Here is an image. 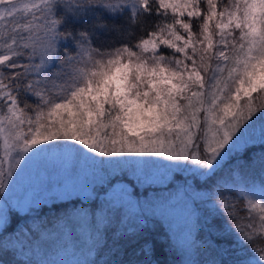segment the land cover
<instances>
[{
    "label": "snow or ice",
    "instance_id": "snow-or-ice-1",
    "mask_svg": "<svg viewBox=\"0 0 264 264\" xmlns=\"http://www.w3.org/2000/svg\"><path fill=\"white\" fill-rule=\"evenodd\" d=\"M56 160L71 198L15 232L9 193ZM120 183L160 205L208 193L186 209L187 248L203 264H264V0H0V254L27 264L15 257L54 211L68 235L73 214L86 220L89 264H158L165 248L182 261L161 217L102 206Z\"/></svg>",
    "mask_w": 264,
    "mask_h": 264
},
{
    "label": "rangeland",
    "instance_id": "rangeland-1",
    "mask_svg": "<svg viewBox=\"0 0 264 264\" xmlns=\"http://www.w3.org/2000/svg\"><path fill=\"white\" fill-rule=\"evenodd\" d=\"M63 168L64 162L61 160L33 164L22 173L14 190L9 193L8 203L19 212H28L29 208L35 209L53 203L54 197H59L60 200L71 198L68 194L69 189L62 186L64 182ZM45 169H47V173ZM167 182V179L161 177H154L149 181L154 186H164ZM143 187L144 185H141V191H143ZM130 190L131 188L127 184H116L109 188L105 194H101L99 198L104 195L114 207L122 208L127 215L135 216L145 211V213L163 217L167 220L174 237L187 246L189 220L186 209L190 206L194 196L201 198L204 192L201 191L200 195H197L190 189V195L185 197L182 189L181 195L177 199L168 205H160L152 199L156 193H150L148 200L144 198L137 200L130 195ZM76 194V191H72L71 196L74 197ZM79 195L84 200L89 197L95 198V194L90 191H79ZM161 195H167V193H161ZM7 219V208H4L3 214L0 215V226H3ZM185 258V264H188L190 260L195 261V254L187 253Z\"/></svg>",
    "mask_w": 264,
    "mask_h": 264
},
{
    "label": "trees",
    "instance_id": "trees-1",
    "mask_svg": "<svg viewBox=\"0 0 264 264\" xmlns=\"http://www.w3.org/2000/svg\"><path fill=\"white\" fill-rule=\"evenodd\" d=\"M225 175H227V173H225ZM256 183H259L258 179ZM131 191L132 189L130 190V193ZM213 191H215V189H213ZM194 192L197 195H200L201 191ZM203 194L204 195L201 198L200 196H194V199L197 201L205 200L209 194L206 192H204ZM224 194L227 195L228 193ZM141 198H143V196H141ZM99 199L105 209L109 207H114L108 201V198L104 195ZM216 199L217 198L214 195L213 200L209 201L206 204H203L202 208L213 209L215 207L213 203H215ZM85 202H87V200H85ZM51 204L42 205L38 208H35L37 211L17 212L15 219L12 217V215H10L8 226L14 228L15 232H19L20 229L30 227L31 225H33L34 227L38 226L41 222L39 220L40 217H38L39 209H46L47 207H50ZM217 207H219V205H217ZM141 213L145 215H153L145 213V211ZM46 216L49 220H51V223L48 227V231L43 232L41 234V239L39 241H36L35 246H29V250H27L26 253L21 257L16 256L15 260L21 259L22 261H26L27 264H89L93 257L89 256L87 250L88 233L86 228V220L79 214H73L72 221L78 225H82V227H78L74 234L68 235L66 234L64 224L56 222V213L54 211L47 213ZM161 218L164 221L165 230L168 231L172 243L177 248V256L182 258V261L177 260V264H185V255L187 253H194L195 261L197 262V264H203L207 253H205L203 249H201L199 253H196L191 249L187 248L185 244L178 241L174 237L167 220L163 217ZM97 219L98 221L102 220V215L100 211L97 212ZM76 237H79V239H77ZM7 242L9 243V246L16 245V235H9L7 238ZM159 242V239H157V243ZM156 259L158 260V264H167L168 261H171L173 259V256L169 254L167 249L165 248L164 254L159 257H156ZM0 264H15L14 257L11 252L0 254Z\"/></svg>",
    "mask_w": 264,
    "mask_h": 264
}]
</instances>
